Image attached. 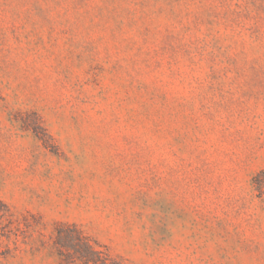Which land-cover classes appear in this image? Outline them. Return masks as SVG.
<instances>
[{
    "label": "rangeland",
    "instance_id": "374dc122",
    "mask_svg": "<svg viewBox=\"0 0 264 264\" xmlns=\"http://www.w3.org/2000/svg\"><path fill=\"white\" fill-rule=\"evenodd\" d=\"M261 171L264 0H0V264H264Z\"/></svg>",
    "mask_w": 264,
    "mask_h": 264
},
{
    "label": "trees",
    "instance_id": "16d2710c",
    "mask_svg": "<svg viewBox=\"0 0 264 264\" xmlns=\"http://www.w3.org/2000/svg\"><path fill=\"white\" fill-rule=\"evenodd\" d=\"M252 181L258 196L264 200V171L258 172ZM13 216L11 208L0 199V224H5V221L12 222ZM57 227V239L66 238L67 240H63L66 245L62 244L58 247L60 256L66 262L72 264H124L121 259L112 256L104 245L77 226L58 224ZM65 230L73 231V233H67ZM2 236L10 238V235L3 234ZM0 240H2L1 237Z\"/></svg>",
    "mask_w": 264,
    "mask_h": 264
}]
</instances>
